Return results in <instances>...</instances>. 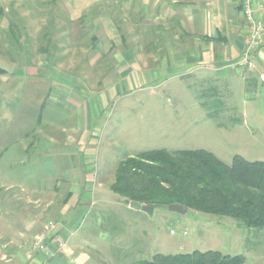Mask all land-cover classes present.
Wrapping results in <instances>:
<instances>
[{
  "label": "rangeland",
  "instance_id": "374dc122",
  "mask_svg": "<svg viewBox=\"0 0 264 264\" xmlns=\"http://www.w3.org/2000/svg\"><path fill=\"white\" fill-rule=\"evenodd\" d=\"M124 10L122 0H0V69L5 72L0 75V154L7 150L0 174L17 175L27 189L51 190V176L74 173V166L78 172L82 163L110 184L120 162L160 149L204 150L230 165L237 149L219 128L234 124L233 117L195 77L159 84L171 76L156 68L155 53L139 52L144 38L134 28L137 17ZM107 28L115 29L112 40ZM123 45L132 61L141 55L147 62L124 73L115 69ZM50 90L64 92L75 109L50 111L67 134L39 120ZM75 135V143L83 144L82 158L64 155L53 144L69 143ZM110 196L114 200L103 207L94 237L84 225L76 238L94 264H136L155 254L209 250L264 264V230L257 234L230 218L192 210L177 214L157 208L146 214Z\"/></svg>",
  "mask_w": 264,
  "mask_h": 264
},
{
  "label": "crops",
  "instance_id": "0c3cea01",
  "mask_svg": "<svg viewBox=\"0 0 264 264\" xmlns=\"http://www.w3.org/2000/svg\"><path fill=\"white\" fill-rule=\"evenodd\" d=\"M122 3L124 12L137 17L134 28L139 38H144L139 52L155 53L156 68L167 70L171 76L159 84L195 77L202 83L204 93L222 102L225 114L233 117L230 122L234 124L220 127L219 131L234 143L237 149L234 156L248 162H264V83L259 79L264 74V46L255 54V73L235 65L246 34L244 18L235 0H122ZM106 30L107 37H114V28ZM123 46L120 56H115V69L121 68L124 73L147 62L141 55L138 61H132L126 55L129 49ZM109 50L106 51L112 52ZM46 100L39 120L67 134L66 125L50 116V111H64L68 107L74 112L67 96L60 90H50ZM47 109L50 110L45 114ZM76 135L69 137L70 144L66 140H53V144L64 155L69 151L70 157L82 158L83 144L75 143ZM6 151L4 148L2 153ZM90 162L86 159L87 165ZM75 171L51 176L50 181H54L51 190L27 189L18 182L17 175L0 174V264H94V257L76 238L84 225L89 226L86 230L92 237L94 230L101 227L99 216L105 212L103 207L114 200L109 190L113 182H100L98 175L84 169L82 163ZM49 223L53 227L45 229ZM40 235L43 251L34 250Z\"/></svg>",
  "mask_w": 264,
  "mask_h": 264
},
{
  "label": "trees",
  "instance_id": "16d2710c",
  "mask_svg": "<svg viewBox=\"0 0 264 264\" xmlns=\"http://www.w3.org/2000/svg\"><path fill=\"white\" fill-rule=\"evenodd\" d=\"M101 56L104 60L105 56ZM4 73L0 69V75ZM201 105L207 107L205 103ZM109 190L137 209L149 204H180L187 211L230 218L257 234L264 230V162L234 156L226 165L204 150H151L120 162ZM244 263L241 255L209 250L155 254L136 264Z\"/></svg>",
  "mask_w": 264,
  "mask_h": 264
},
{
  "label": "built area",
  "instance_id": "2783aa9c",
  "mask_svg": "<svg viewBox=\"0 0 264 264\" xmlns=\"http://www.w3.org/2000/svg\"><path fill=\"white\" fill-rule=\"evenodd\" d=\"M235 2L241 10L246 27L243 48L235 65L249 73H255L257 71L255 54L264 46V0H235ZM259 79L264 83V74H260ZM52 227L53 223H49L45 229ZM170 233L173 234L172 231ZM44 249L43 235H40L34 244V250Z\"/></svg>",
  "mask_w": 264,
  "mask_h": 264
},
{
  "label": "water",
  "instance_id": "95a60500",
  "mask_svg": "<svg viewBox=\"0 0 264 264\" xmlns=\"http://www.w3.org/2000/svg\"><path fill=\"white\" fill-rule=\"evenodd\" d=\"M157 208H167L168 211L177 214H185L187 212V208L184 205H180V204H171L168 206H164L161 204H149L142 206L140 208V211L146 214H152L153 210Z\"/></svg>",
  "mask_w": 264,
  "mask_h": 264
}]
</instances>
